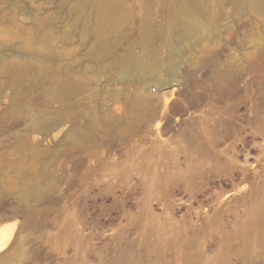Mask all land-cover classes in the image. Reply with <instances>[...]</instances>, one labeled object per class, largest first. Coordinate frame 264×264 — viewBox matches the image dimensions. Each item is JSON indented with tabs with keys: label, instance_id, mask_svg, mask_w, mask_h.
Instances as JSON below:
<instances>
[{
	"label": "rangeland",
	"instance_id": "374dc122",
	"mask_svg": "<svg viewBox=\"0 0 264 264\" xmlns=\"http://www.w3.org/2000/svg\"><path fill=\"white\" fill-rule=\"evenodd\" d=\"M0 264H264V0H0Z\"/></svg>",
	"mask_w": 264,
	"mask_h": 264
},
{
	"label": "bare ground",
	"instance_id": "6f19581e",
	"mask_svg": "<svg viewBox=\"0 0 264 264\" xmlns=\"http://www.w3.org/2000/svg\"><path fill=\"white\" fill-rule=\"evenodd\" d=\"M11 237L8 235L0 236V250L4 249L10 243Z\"/></svg>",
	"mask_w": 264,
	"mask_h": 264
}]
</instances>
